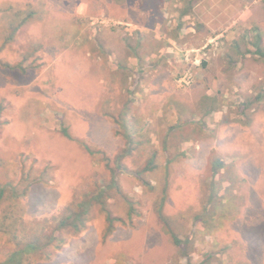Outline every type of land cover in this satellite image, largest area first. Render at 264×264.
<instances>
[{
  "label": "rangeland",
  "instance_id": "374dc122",
  "mask_svg": "<svg viewBox=\"0 0 264 264\" xmlns=\"http://www.w3.org/2000/svg\"><path fill=\"white\" fill-rule=\"evenodd\" d=\"M252 27L264 45V0H0L1 179L22 157L49 176L30 188L29 216L67 203L93 172L108 177L82 144L113 156L122 140L106 113L127 100L142 141L122 194L110 191L113 233L102 241L94 211L36 264H264V60L233 47ZM121 195L138 213L127 218Z\"/></svg>",
  "mask_w": 264,
  "mask_h": 264
},
{
  "label": "trees",
  "instance_id": "16d2710c",
  "mask_svg": "<svg viewBox=\"0 0 264 264\" xmlns=\"http://www.w3.org/2000/svg\"><path fill=\"white\" fill-rule=\"evenodd\" d=\"M24 21L25 18L12 26L6 41L12 39ZM241 43L245 47L243 50L240 48ZM233 47L242 56L250 54L264 60V45L257 27L245 30L240 36V40L233 42ZM1 65L10 67L9 64L2 63ZM263 99L264 91L262 90L256 94L254 100ZM251 103L250 100L244 102L241 111L248 108ZM129 111L127 100L116 113H106L115 126L114 134L122 140V145L113 156L107 155L100 149H94L88 144H82L83 149L91 158L101 162L108 177L96 172L91 173L89 178L85 179L86 182L78 184L74 188L71 199L50 214L29 216L25 204L30 188L34 184L49 183L46 167L43 168L39 176H34L30 168L26 169V158L22 157L19 160L18 175L14 172L12 177L2 180L0 172V239H3L0 244V264H36L51 260L54 253L60 250L70 238L77 237L85 230L94 211L99 212L104 219L102 241H105L113 233L116 222L121 221L122 217L112 213L108 200L112 194H122L118 185V176L124 172L123 170H127L125 159L140 149L142 144L141 140H136L133 137L137 131L128 124ZM60 132L64 136L70 137L65 128H61ZM1 165L0 161V167ZM47 166L50 169V166ZM154 167H156L155 154H152L145 165L136 171V177L142 184H148V181L139 175ZM110 191L113 193L110 194ZM122 198L127 201V218L138 213L131 199L125 196ZM171 237L174 242H178L174 234H171Z\"/></svg>",
  "mask_w": 264,
  "mask_h": 264
},
{
  "label": "built area",
  "instance_id": "2783aa9c",
  "mask_svg": "<svg viewBox=\"0 0 264 264\" xmlns=\"http://www.w3.org/2000/svg\"><path fill=\"white\" fill-rule=\"evenodd\" d=\"M189 78V75H185L184 74V76H182V78H180L178 81H179V83H183V82H185L186 81V79H188Z\"/></svg>",
  "mask_w": 264,
  "mask_h": 264
}]
</instances>
